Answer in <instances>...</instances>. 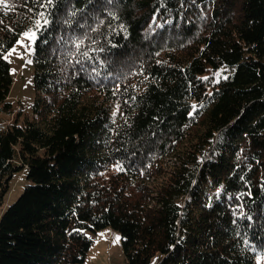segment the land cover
<instances>
[{
    "label": "trees",
    "instance_id": "16d2710c",
    "mask_svg": "<svg viewBox=\"0 0 264 264\" xmlns=\"http://www.w3.org/2000/svg\"><path fill=\"white\" fill-rule=\"evenodd\" d=\"M43 3L0 6V209L28 181L0 264H84L105 228L127 264H264V0ZM30 30L25 114L4 55Z\"/></svg>",
    "mask_w": 264,
    "mask_h": 264
},
{
    "label": "rangeland",
    "instance_id": "374dc122",
    "mask_svg": "<svg viewBox=\"0 0 264 264\" xmlns=\"http://www.w3.org/2000/svg\"><path fill=\"white\" fill-rule=\"evenodd\" d=\"M23 34L13 47L16 51L11 56H8L6 60L10 63L11 75L14 79V84L8 99L14 104L16 110L20 108L23 113L27 114L30 113L31 106L35 100L33 88L34 66L32 62L33 44L31 41L24 38ZM29 44H31V47H28ZM7 53L4 56H6ZM15 114L16 112L11 114V116L5 115L0 110V119H12ZM27 184V170L15 175L11 182L10 192L6 197L5 205L3 209H0V216L4 209L19 198ZM87 234L93 240V246L87 253L84 264H127L118 231L112 228H105L96 233ZM117 236L120 238L118 242L116 241ZM159 258V255H157L153 259L152 264H156Z\"/></svg>",
    "mask_w": 264,
    "mask_h": 264
},
{
    "label": "snow or ice",
    "instance_id": "6c2138e0",
    "mask_svg": "<svg viewBox=\"0 0 264 264\" xmlns=\"http://www.w3.org/2000/svg\"><path fill=\"white\" fill-rule=\"evenodd\" d=\"M53 3H54V0H44V3L41 6L46 8L47 6L52 5ZM0 6L7 7L8 5L6 4V0H0ZM74 14L75 13H73V15ZM38 16H39V19H37L35 21V27L37 30L41 29L42 27L47 26L50 23L49 19L47 18V16L45 15L44 12L38 13ZM41 21H43V23H41ZM23 37L28 39L29 41H31L32 44H34L36 41V38H37V33H36V31L25 32L23 34ZM28 47H31V44H29ZM15 51H16V49L13 48L11 51H9L7 53L6 56H4V59H7L8 56H11ZM84 55H87V53H85ZM205 79H207V78H205ZM193 110H195V105L193 106ZM119 239L120 238L117 236L116 241L118 242Z\"/></svg>",
    "mask_w": 264,
    "mask_h": 264
}]
</instances>
